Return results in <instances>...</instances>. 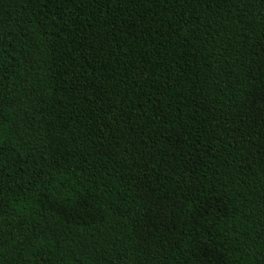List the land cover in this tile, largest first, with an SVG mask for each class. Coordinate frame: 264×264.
<instances>
[{
	"label": "trees",
	"instance_id": "16d2710c",
	"mask_svg": "<svg viewBox=\"0 0 264 264\" xmlns=\"http://www.w3.org/2000/svg\"><path fill=\"white\" fill-rule=\"evenodd\" d=\"M0 264H264V0H0Z\"/></svg>",
	"mask_w": 264,
	"mask_h": 264
}]
</instances>
